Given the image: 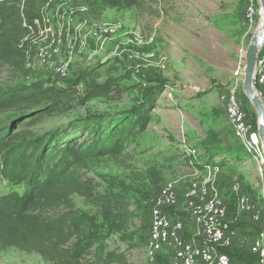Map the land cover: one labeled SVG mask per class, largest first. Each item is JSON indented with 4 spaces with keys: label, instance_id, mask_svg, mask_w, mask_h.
I'll return each mask as SVG.
<instances>
[{
    "label": "rangeland",
    "instance_id": "rangeland-1",
    "mask_svg": "<svg viewBox=\"0 0 264 264\" xmlns=\"http://www.w3.org/2000/svg\"><path fill=\"white\" fill-rule=\"evenodd\" d=\"M255 1L249 22V0H144L124 10L103 8L94 0H40L41 21L23 42L24 64L0 65V88L68 89L63 112L33 127L36 136L61 131L73 146L85 145L98 127L97 121L89 122L94 118L113 120L108 126L129 133L119 159L101 157L84 169L100 194L117 200L113 214L119 229L109 232L102 208L73 197L87 218L82 233L108 234L110 249L119 248L129 264H175L168 253L149 256L145 203L167 183L194 179L195 166H220L218 180L227 198L237 180L264 203V163L234 136L225 112L236 90L258 134L257 114L242 88L246 54L263 25L260 0ZM93 84L109 85L110 95L88 100ZM215 135L220 141L212 144ZM21 189L0 181V197ZM252 222L241 216L234 224L254 227ZM0 264L48 263L5 249Z\"/></svg>",
    "mask_w": 264,
    "mask_h": 264
},
{
    "label": "trees",
    "instance_id": "trees-1",
    "mask_svg": "<svg viewBox=\"0 0 264 264\" xmlns=\"http://www.w3.org/2000/svg\"><path fill=\"white\" fill-rule=\"evenodd\" d=\"M94 1L103 8L124 10L140 7L144 0ZM37 21H41L40 0H0V65L24 64L23 42L37 29ZM67 92L38 84L0 88V118L4 117L0 120V181L22 188L0 197V253L16 249L39 256L48 264H129L119 248L110 249L108 234L82 233L87 218L73 204V197L79 196L99 206L106 213L109 232L119 229L113 214L118 209L117 200L100 194L94 181L85 178L84 169L101 157L119 159L129 133L123 127L108 126L113 120L100 118L89 121H97L98 127L91 126L94 138L81 146H73L71 136L61 131L41 136L31 131L46 117L63 112L61 100ZM110 93L109 85L93 84L87 99ZM141 113L135 112V116ZM219 141L215 135L212 144ZM232 208L230 228L238 229L252 245L259 234L258 224L237 226L238 218L246 216ZM221 251L236 262L257 260L241 249Z\"/></svg>",
    "mask_w": 264,
    "mask_h": 264
},
{
    "label": "built area",
    "instance_id": "built-area-1",
    "mask_svg": "<svg viewBox=\"0 0 264 264\" xmlns=\"http://www.w3.org/2000/svg\"><path fill=\"white\" fill-rule=\"evenodd\" d=\"M249 1L251 7L246 16L253 22L256 1ZM254 87L264 101V47L259 54ZM225 112L234 136L264 163L261 141L258 134L252 132V122L236 90L226 101ZM220 169L218 165L207 163L201 168L195 166L194 179L180 178L167 183L146 201L150 214V258L168 253L175 264H264V203L250 196L237 180L231 183V198H227L218 180ZM261 193L264 195V187ZM233 206L238 214L259 226L258 237L252 245L228 224L233 218ZM221 249H241L257 260L236 262Z\"/></svg>",
    "mask_w": 264,
    "mask_h": 264
},
{
    "label": "water",
    "instance_id": "water-1",
    "mask_svg": "<svg viewBox=\"0 0 264 264\" xmlns=\"http://www.w3.org/2000/svg\"><path fill=\"white\" fill-rule=\"evenodd\" d=\"M261 12L263 17V25L260 34L255 37L246 54V68H245V78L243 82V93L246 98L250 101L255 113L258 118V137L262 143L264 150V101L259 96L254 87V74L256 71V66L264 47V0H260Z\"/></svg>",
    "mask_w": 264,
    "mask_h": 264
},
{
    "label": "bare ground",
    "instance_id": "bare-ground-1",
    "mask_svg": "<svg viewBox=\"0 0 264 264\" xmlns=\"http://www.w3.org/2000/svg\"><path fill=\"white\" fill-rule=\"evenodd\" d=\"M263 23V22H262Z\"/></svg>",
    "mask_w": 264,
    "mask_h": 264
}]
</instances>
